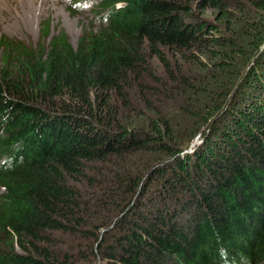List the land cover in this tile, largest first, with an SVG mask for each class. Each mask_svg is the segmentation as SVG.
<instances>
[{
	"label": "trees",
	"instance_id": "trees-1",
	"mask_svg": "<svg viewBox=\"0 0 264 264\" xmlns=\"http://www.w3.org/2000/svg\"><path fill=\"white\" fill-rule=\"evenodd\" d=\"M95 11L0 39V264H264V0Z\"/></svg>",
	"mask_w": 264,
	"mask_h": 264
},
{
	"label": "rangeland",
	"instance_id": "rangeland-1",
	"mask_svg": "<svg viewBox=\"0 0 264 264\" xmlns=\"http://www.w3.org/2000/svg\"><path fill=\"white\" fill-rule=\"evenodd\" d=\"M98 3L99 0H0V39L6 37L22 46L38 49L46 47L51 37L62 31L76 47L84 31L97 32L103 26L95 11ZM200 141L198 137L195 145ZM156 186L148 188L151 199ZM67 250H71L70 242L64 248Z\"/></svg>",
	"mask_w": 264,
	"mask_h": 264
}]
</instances>
